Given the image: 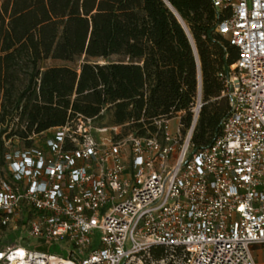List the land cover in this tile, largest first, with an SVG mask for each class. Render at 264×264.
<instances>
[{"label":"built area","instance_id":"obj_1","mask_svg":"<svg viewBox=\"0 0 264 264\" xmlns=\"http://www.w3.org/2000/svg\"><path fill=\"white\" fill-rule=\"evenodd\" d=\"M211 1L227 14L216 32L239 52L222 94L230 103L222 134L210 147L193 145L199 71L188 128L177 114L155 120L148 136L122 135L78 116L15 136L22 145L10 140L0 160V264H258L264 0ZM12 234L19 236L7 241ZM55 245L67 257L51 253Z\"/></svg>","mask_w":264,"mask_h":264},{"label":"trees","instance_id":"obj_2","mask_svg":"<svg viewBox=\"0 0 264 264\" xmlns=\"http://www.w3.org/2000/svg\"><path fill=\"white\" fill-rule=\"evenodd\" d=\"M166 1L192 39L164 0H0V144L78 116L107 126L110 113L122 135L148 136L177 114L188 128L200 71L192 142L210 147L230 112L222 94L239 52L216 32L227 14L211 0Z\"/></svg>","mask_w":264,"mask_h":264},{"label":"rangeland","instance_id":"obj_3","mask_svg":"<svg viewBox=\"0 0 264 264\" xmlns=\"http://www.w3.org/2000/svg\"><path fill=\"white\" fill-rule=\"evenodd\" d=\"M114 60H117L118 58L117 57H114L113 58ZM66 63H63V62H59V61H50L48 62V65L49 66H53V65H64ZM105 124L107 126H112V114L110 113L108 118L106 119L105 121ZM177 125V122H173V127H175ZM119 131H123V128L119 129ZM12 141V143L15 145V146H19V145H22V142L20 143V141L15 137H11V138H6V136H3L2 138V141H3V146L0 144V160L2 159L3 155H4V152L6 150V144L9 142V141ZM19 235L17 234H12L10 235L9 239L7 241L9 242H13ZM50 252L51 253H56V254H60L61 256H64V257H67V252L63 251L62 250V246L61 245H55L54 247H52L50 249ZM256 258H257V263L258 264H264V254H261V253H257L256 254Z\"/></svg>","mask_w":264,"mask_h":264},{"label":"water","instance_id":"obj_4","mask_svg":"<svg viewBox=\"0 0 264 264\" xmlns=\"http://www.w3.org/2000/svg\"><path fill=\"white\" fill-rule=\"evenodd\" d=\"M165 2H166V4L169 6V8L171 9V11L176 15V17L178 18V20H179V22L182 24V26L184 27V29L186 30V28H185V26L183 25V23H182V18L180 17V15L175 11V9L166 1V0H164ZM184 22V21H183ZM185 23V22H184ZM186 32L188 33V35L190 36V38H191V35H190V32H188L187 30H186ZM192 39V38H191Z\"/></svg>","mask_w":264,"mask_h":264},{"label":"bare ground","instance_id":"obj_5","mask_svg":"<svg viewBox=\"0 0 264 264\" xmlns=\"http://www.w3.org/2000/svg\"><path fill=\"white\" fill-rule=\"evenodd\" d=\"M182 23H183V25L185 26L186 30L189 32V30H188L186 24H185L183 21H182ZM234 67H235V66H234ZM234 67H233V68H234Z\"/></svg>","mask_w":264,"mask_h":264}]
</instances>
